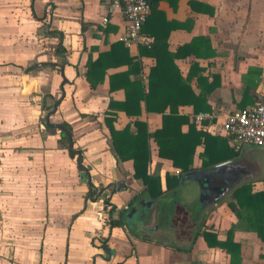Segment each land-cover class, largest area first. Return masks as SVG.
<instances>
[{"label": "crops", "instance_id": "crops-1", "mask_svg": "<svg viewBox=\"0 0 264 264\" xmlns=\"http://www.w3.org/2000/svg\"><path fill=\"white\" fill-rule=\"evenodd\" d=\"M151 1L156 7L143 34L152 43L156 36L165 39L170 56L163 75L171 83L166 94L190 91L198 100L205 97L198 102L200 112L214 113L217 124L264 99V0ZM109 2L0 0V264H231L225 250L203 237L208 231L225 241L231 229L241 245V264H264V242L241 222L239 215L246 213L234 195L206 215L193 205L194 197L183 195L180 205L192 221L180 235L166 236L162 229L137 232L131 222L137 217L126 219L133 196L149 197L143 180L134 177L133 161L117 155L106 120L112 118L117 131L128 127L133 133L135 121H145L153 133L162 127L163 116L148 113L144 101L139 116L110 110L111 101L126 98L123 88L110 91V77L128 71L130 64L108 68L94 88L87 80L93 62L124 58L119 59V48L113 51L126 30L124 15L114 13L102 22ZM124 45L128 58L139 63L129 78L147 91L155 64L146 54L150 47ZM57 101L49 123L70 127L73 149L81 153L87 173L71 156L70 142L62 143L63 133L47 124ZM196 113L193 104L178 109L190 122ZM203 132L218 138L228 155L231 143L225 135ZM149 148L148 173L159 176L166 191V176L183 172L159 157L152 138ZM204 150L203 144L197 147L193 170L203 168ZM260 151L264 158V148ZM120 182L124 185L118 188ZM250 184L252 193L264 191V178ZM91 185L106 188L96 201L87 198ZM170 192L153 213L158 206L170 207ZM121 213V225L111 226ZM150 219L144 227L153 228ZM175 238L186 242L176 244Z\"/></svg>", "mask_w": 264, "mask_h": 264}, {"label": "trees", "instance_id": "trees-1", "mask_svg": "<svg viewBox=\"0 0 264 264\" xmlns=\"http://www.w3.org/2000/svg\"><path fill=\"white\" fill-rule=\"evenodd\" d=\"M149 1L153 11L156 3L151 0ZM164 40L162 41V39L156 36L154 43L147 49L146 54L155 59V64L149 74L147 91H145L141 81H131L129 78L132 72L139 70V63H135L133 59L128 58L127 53L124 51L125 45L122 40V42H117V46L113 48V51H117L119 48L121 50L119 52V59L120 57L124 58L118 63L108 59H106L108 62L103 61L105 57L103 60L93 62L89 65L87 75L88 82L94 88L99 82L104 80L108 68L130 64L128 71H123L110 77V91L123 88L126 92L124 102L111 101L110 110L115 112L123 111L131 117L139 116L141 114L140 103L144 101L148 113L162 114V127L153 133H149L148 125L145 121H135L136 133H133L128 127L122 131H117L113 126V119L106 120L117 155L122 161H133L134 177L143 180L146 186L145 194L150 199H164L166 192L174 189L180 181V176L167 175V190L163 191L160 177L149 175V141L151 138L158 146L159 157L170 160L173 166L182 172L193 170L195 152L201 144L205 146V150L202 153V157L204 158L202 161L203 168L239 155V151L234 150L232 146L227 155L225 149L220 148L218 138L212 136L210 133L197 130L192 119L190 122L188 117L178 114L179 107L185 104H193L195 112L202 111L198 102L205 100V97L203 99L200 97L198 100L191 95L190 91L187 94L183 93L180 95L177 93L170 95L165 93V88L171 85V83L163 75L167 69L164 59L170 56ZM183 84L185 83H180V85ZM168 108L170 111L166 113ZM184 126H188L187 132H182ZM65 127L70 131V127L67 124H65ZM69 140L66 135H62L61 141L64 146H68ZM104 190H106L105 187L98 188L91 185L87 198L91 201H96L98 195L101 196ZM234 197L239 209L246 213L245 216L239 215L241 222H243L245 228L254 231L264 242V191L252 193V186L248 183L237 190ZM105 203L112 206V210H115V206L108 199L105 200ZM233 206L235 207L236 205L233 204ZM122 217L123 213H121V220L111 222V226L121 225ZM203 237L209 246L225 250L231 256V264L242 263L241 245L234 241L232 229L228 232V237L225 241H219L215 234L208 231L203 232Z\"/></svg>", "mask_w": 264, "mask_h": 264}, {"label": "water", "instance_id": "water-1", "mask_svg": "<svg viewBox=\"0 0 264 264\" xmlns=\"http://www.w3.org/2000/svg\"><path fill=\"white\" fill-rule=\"evenodd\" d=\"M59 103L60 101H57L53 109L48 113L47 124L59 129L63 135H66L70 139L69 149L71 156H76L78 166L87 173L86 168L81 162V153L73 149L70 131L63 124L49 123V117L57 110ZM250 147L244 146L238 156L227 161L209 167L183 172L180 176L178 187L172 189L168 195L171 198L170 206L176 202L181 204L183 195L189 198L194 197L193 205L198 207L201 213L206 215L218 207L223 201L234 195L245 184L263 179V173L257 174L255 172L258 171H248L249 167L255 168L256 164L245 165L244 163V160H246V149ZM90 180L88 178L89 183ZM120 185H124V183H118V188H120ZM160 201V199L139 200L126 212L125 217L128 221H131L134 216H140L138 225L143 227L144 223L153 215L155 205H159ZM164 205L166 204L164 203ZM191 231L193 233V230Z\"/></svg>", "mask_w": 264, "mask_h": 264}, {"label": "built area", "instance_id": "built-area-1", "mask_svg": "<svg viewBox=\"0 0 264 264\" xmlns=\"http://www.w3.org/2000/svg\"><path fill=\"white\" fill-rule=\"evenodd\" d=\"M118 12L122 13L126 20V30L122 37L126 46L132 47L141 43L150 47L153 39L143 34V26L152 12L150 1L110 0L102 18L103 24L109 22L110 15ZM215 118L214 113L207 112L192 115L196 126L203 131L225 135L236 151L240 152L244 146H264V99L247 110L227 114L220 124H217ZM205 122L209 123V126L205 125Z\"/></svg>", "mask_w": 264, "mask_h": 264}, {"label": "rangeland", "instance_id": "rangeland-1", "mask_svg": "<svg viewBox=\"0 0 264 264\" xmlns=\"http://www.w3.org/2000/svg\"><path fill=\"white\" fill-rule=\"evenodd\" d=\"M98 188H100V186ZM99 196L100 195H98L97 200L103 196V193H101L100 197ZM155 210L156 211H154L150 219L152 222L151 226L155 230L162 229L166 236L175 234L180 235L184 228H187L188 224L192 221V218L188 215V209L178 204V202L166 208L158 206Z\"/></svg>", "mask_w": 264, "mask_h": 264}, {"label": "flooded vegetation", "instance_id": "flooded-vegetation-1", "mask_svg": "<svg viewBox=\"0 0 264 264\" xmlns=\"http://www.w3.org/2000/svg\"><path fill=\"white\" fill-rule=\"evenodd\" d=\"M264 148V146H262ZM262 147H260L261 149H263ZM259 147H255L253 148V151L252 153L250 154V156H248L249 158L246 157V160H244V163L245 165L246 164H249L251 165L252 163L256 164V168H253V167H249L248 171H258V172H255L257 174H262L264 173V158H263V155L261 153V149ZM142 199H146L142 194H138L136 196H133V198L131 199V207L132 205H134L137 201L139 200H142ZM150 199V198H149ZM135 217L137 218H134L131 222H133L132 224H136L135 226H132V228L134 230H136L137 232H142V233H145V232H153L155 229L153 228H148V227H141L138 225V223L140 222V216L136 215ZM149 220V219H148ZM168 241V240H167ZM168 242H171L170 240ZM186 242V240H183V239H180V238H175V242L176 244H184ZM173 243V242H171Z\"/></svg>", "mask_w": 264, "mask_h": 264}]
</instances>
